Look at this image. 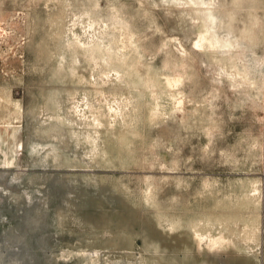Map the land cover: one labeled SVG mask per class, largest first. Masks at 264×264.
<instances>
[{
	"label": "rangeland",
	"instance_id": "1",
	"mask_svg": "<svg viewBox=\"0 0 264 264\" xmlns=\"http://www.w3.org/2000/svg\"><path fill=\"white\" fill-rule=\"evenodd\" d=\"M0 264H264V0H0Z\"/></svg>",
	"mask_w": 264,
	"mask_h": 264
}]
</instances>
